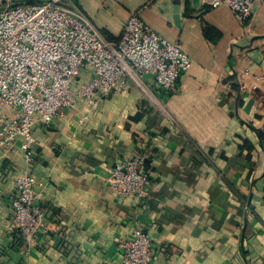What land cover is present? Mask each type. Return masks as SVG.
Segmentation results:
<instances>
[{"label": "crops", "instance_id": "obj_1", "mask_svg": "<svg viewBox=\"0 0 264 264\" xmlns=\"http://www.w3.org/2000/svg\"><path fill=\"white\" fill-rule=\"evenodd\" d=\"M70 1L111 41L138 13L189 66L170 96L145 77L155 105L132 88L37 125L30 162L20 140L0 147V264H124L118 239L136 224L154 264H264V0L245 20L202 0ZM136 155L151 176L144 210L105 182ZM23 172L48 223L28 247L8 201Z\"/></svg>", "mask_w": 264, "mask_h": 264}, {"label": "built area", "instance_id": "obj_2", "mask_svg": "<svg viewBox=\"0 0 264 264\" xmlns=\"http://www.w3.org/2000/svg\"><path fill=\"white\" fill-rule=\"evenodd\" d=\"M202 1L212 9L225 6L245 20L263 0ZM188 66L181 46L159 36L138 13L129 14L120 36L111 41L70 0H0V147L10 149L20 140L30 162L37 125L45 127L63 110L78 112L132 88L155 105L145 77L170 96ZM105 182L117 199L147 208L151 176L143 155L115 163ZM36 185L20 173L8 197L14 232L27 247L48 230L36 204ZM117 246L124 264H154L150 238L137 224Z\"/></svg>", "mask_w": 264, "mask_h": 264}]
</instances>
